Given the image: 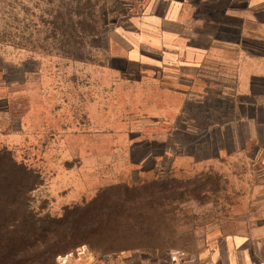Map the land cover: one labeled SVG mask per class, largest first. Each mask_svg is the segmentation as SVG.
I'll return each mask as SVG.
<instances>
[{
	"label": "rangeland",
	"instance_id": "1",
	"mask_svg": "<svg viewBox=\"0 0 264 264\" xmlns=\"http://www.w3.org/2000/svg\"><path fill=\"white\" fill-rule=\"evenodd\" d=\"M120 13L0 0V155L32 169L37 220L0 221V264H202L256 222L243 220L264 203L263 164L219 129L221 102L104 65Z\"/></svg>",
	"mask_w": 264,
	"mask_h": 264
},
{
	"label": "crops",
	"instance_id": "2",
	"mask_svg": "<svg viewBox=\"0 0 264 264\" xmlns=\"http://www.w3.org/2000/svg\"><path fill=\"white\" fill-rule=\"evenodd\" d=\"M114 1L121 13L104 38L110 61L104 65L151 87L175 82L178 87L160 89L192 96L199 105L218 99L226 117L216 128L232 129L237 152L243 157L252 149V160L264 168V0ZM243 221L256 222L225 236L202 264H264V203Z\"/></svg>",
	"mask_w": 264,
	"mask_h": 264
},
{
	"label": "trees",
	"instance_id": "3",
	"mask_svg": "<svg viewBox=\"0 0 264 264\" xmlns=\"http://www.w3.org/2000/svg\"><path fill=\"white\" fill-rule=\"evenodd\" d=\"M31 172L32 169L14 157L0 155V221H37L28 208L29 194L35 183ZM1 232L9 231L1 229ZM75 244L66 242L64 248Z\"/></svg>",
	"mask_w": 264,
	"mask_h": 264
},
{
	"label": "built area",
	"instance_id": "4",
	"mask_svg": "<svg viewBox=\"0 0 264 264\" xmlns=\"http://www.w3.org/2000/svg\"><path fill=\"white\" fill-rule=\"evenodd\" d=\"M178 256H172V259L169 263L167 264H176V261H178ZM253 264H263V263H259V262H254Z\"/></svg>",
	"mask_w": 264,
	"mask_h": 264
}]
</instances>
